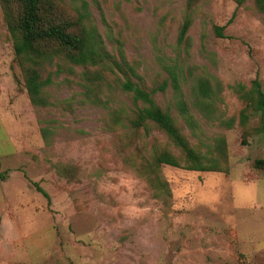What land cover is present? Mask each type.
Instances as JSON below:
<instances>
[{
  "label": "rangeland",
  "instance_id": "obj_1",
  "mask_svg": "<svg viewBox=\"0 0 264 264\" xmlns=\"http://www.w3.org/2000/svg\"><path fill=\"white\" fill-rule=\"evenodd\" d=\"M86 1L111 55L119 57L120 39L149 86L172 64L185 69L188 96L200 75L222 82L217 114L234 117L233 127L195 107L197 129L177 121L203 151L224 134L229 170L162 165L158 174L170 191L158 190L139 168L155 139L167 137L153 125L110 127L112 109L134 107L119 88L107 94L108 105L67 109L64 100L80 87L64 82L79 78L69 71L48 86L55 106L33 105L0 6V264H264V165H255L264 160V124L252 114L244 143L245 104L231 87L255 78L264 86V13L254 0H201L186 47L177 44L186 0ZM215 26L224 27L223 37ZM171 99V89L156 95L176 116Z\"/></svg>",
  "mask_w": 264,
  "mask_h": 264
},
{
  "label": "trees",
  "instance_id": "obj_2",
  "mask_svg": "<svg viewBox=\"0 0 264 264\" xmlns=\"http://www.w3.org/2000/svg\"><path fill=\"white\" fill-rule=\"evenodd\" d=\"M200 1L186 0L185 14L177 33V44L180 46L188 47L191 44L189 31ZM234 1L241 6L247 0ZM88 5L86 0H0L3 20L13 41L14 61L20 69L30 102L44 108L55 106L48 86L54 83L55 74L65 71L79 78L76 81L75 78L66 77L64 82H76L80 86L79 90L64 100L67 109L86 103L108 105L107 94L119 88L131 95L134 107L131 111L125 107L112 109L108 118L110 127L143 126L150 131L153 125L168 139L167 142L155 139L152 157L141 162L140 175L152 186L168 191V187L164 190L165 185L158 174L162 165L192 171L228 172L226 136L220 134L215 143L203 151L191 143L177 121L178 116L193 131L197 129L198 120L193 112L195 107L208 117L218 118L221 125L233 127L234 117L223 119L217 114L216 101L223 88L222 82L218 79L213 82V77L208 74L200 75L191 84L188 96L184 91L187 78L185 69L172 64L167 66V77L149 86L138 65L127 59L120 39L116 40L119 57L111 55L97 27L89 21ZM254 5L259 12L264 13V0H254ZM223 30V26H215L218 36H224ZM75 66H83V70L77 72ZM89 66L99 68L92 70ZM110 72L114 75L108 79L106 73ZM231 87L245 104L239 117L245 143L249 132L246 126L252 114L259 112L261 125L264 124V86L255 78L251 86L239 82ZM168 89L172 91L171 105L176 116L156 101V95ZM42 133L44 138H48L52 131L45 127ZM255 165H264V160L257 159ZM5 179L6 174L0 172V180ZM36 187L49 197L39 183H36Z\"/></svg>",
  "mask_w": 264,
  "mask_h": 264
}]
</instances>
